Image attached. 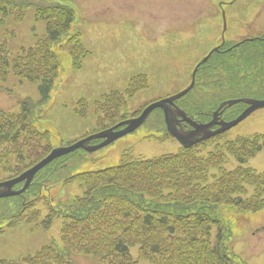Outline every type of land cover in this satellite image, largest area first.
<instances>
[{
    "label": "rangeland",
    "instance_id": "374dc122",
    "mask_svg": "<svg viewBox=\"0 0 264 264\" xmlns=\"http://www.w3.org/2000/svg\"><path fill=\"white\" fill-rule=\"evenodd\" d=\"M52 3L73 9L72 32L76 36L67 39L71 34L68 32L52 43L60 69L49 94L42 97L40 82L16 74L12 62L21 55V50L34 45L47 33L46 19L40 17L37 6ZM8 6L7 11L0 12V47L5 50L4 58L8 62L4 66L7 74L0 71V114L5 116L0 120V129L9 119L13 120V115L21 114L25 103L33 119L38 115L41 118L39 124L49 135L46 141L49 150L81 139L87 140L85 146L89 149L73 153V162L68 161L59 170L58 178L65 180L64 185L60 182L55 187H45L40 197L32 190L30 198L35 207L31 206L28 214L25 212L8 225H5L8 219L0 221V264H101L97 257L112 242L100 244L93 238L90 243L75 230H70L64 238L62 229L70 219L58 214L60 210L54 202L82 197L78 182L69 178L80 172L111 167L126 150L144 158L179 151L175 139L157 133L154 128L161 114L159 109L153 111L154 116H149L146 124L109 141L111 135L123 133L129 124L112 126L126 123L154 100L177 94L189 85L195 66L219 43L222 8L227 21L224 47L228 49L224 54L214 53L197 70L195 85L178 104L194 114L228 100L232 103L222 110L235 116L246 108V104L238 103L241 98L264 100V41L233 45L238 39H255L264 33V0H11ZM77 42L79 47L74 48L82 54L71 49L78 62L71 66L68 48ZM244 43L247 45L242 46ZM138 73L146 76L147 84L142 76L135 75ZM223 74L227 76L225 87L219 86ZM258 82L263 85H257ZM113 91L124 97L110 93ZM105 94L108 95L101 99ZM167 105L174 112L177 110L173 104L167 102ZM104 131L107 133L94 137L99 141L93 142V136ZM262 133L264 107H259L228 128L225 137ZM22 135L20 131L16 146L0 140V181L19 175L38 161L26 156L30 152L22 147ZM106 140L109 142L103 145ZM10 150L23 153V162L16 163ZM237 165L238 161L230 158L227 169ZM245 165L264 171V149ZM48 206L56 207L57 214L55 208L49 213ZM218 207V215L232 231L228 246L249 264H264V210L250 212L228 204ZM215 232L216 228L211 230V239ZM115 233L112 229L109 237ZM85 248L90 252L86 253ZM131 251L135 257V248ZM54 252L60 256L50 259ZM152 254H140L131 264H153L152 261L156 262L153 256L150 262L145 259Z\"/></svg>",
    "mask_w": 264,
    "mask_h": 264
},
{
    "label": "trees",
    "instance_id": "16d2710c",
    "mask_svg": "<svg viewBox=\"0 0 264 264\" xmlns=\"http://www.w3.org/2000/svg\"><path fill=\"white\" fill-rule=\"evenodd\" d=\"M0 2L6 6L0 4V12L7 11L11 0ZM37 8L47 21V33L33 46L21 50L12 67L19 76L39 81L41 96L46 97L60 69L51 45L69 30L72 10L56 3ZM4 53L0 47L2 73L8 65ZM29 112L24 103L21 114L13 115V120L0 129V140L16 146L23 131L22 147L30 152L26 156L38 159L49 150V135L42 133ZM200 114L205 112L199 109L195 115ZM4 117L0 114V120ZM262 149L264 134L235 139L218 135L176 153L152 158L126 151L117 165L78 174L83 196L60 201V211L55 207L54 213L70 219L62 229L64 238L75 230L90 243L93 238L100 244L111 241L112 246L101 252L109 264H131L129 248L136 245L140 254L154 253L145 258L150 262L153 256V264H246L226 247L225 240L231 232L218 215V206L228 204L250 211L264 208V172L245 165ZM9 152L16 163L23 162V153ZM230 157L238 161L233 169H227ZM68 164L67 157L53 162L51 168L36 175L22 195L0 199V221L8 219V225L27 213L31 191L35 189L39 194L40 187L57 183L59 170ZM213 228L216 233L211 239ZM112 229L116 233L109 237ZM84 251L90 252L88 248Z\"/></svg>",
    "mask_w": 264,
    "mask_h": 264
},
{
    "label": "water",
    "instance_id": "95a60500",
    "mask_svg": "<svg viewBox=\"0 0 264 264\" xmlns=\"http://www.w3.org/2000/svg\"><path fill=\"white\" fill-rule=\"evenodd\" d=\"M188 90H189V88H187L183 92L176 94L170 98H167V99H164V100H161V101H158L156 103L149 105L147 108H145L143 110V112L141 113V115L139 117L132 119V120L127 122L129 124V126L124 130L123 133L118 134V135L107 134V135H111L113 137V138L109 139V141H112L117 136L125 134L126 132L130 131L131 129L139 126L146 119V117L151 112V110H153L156 107H161L164 109L165 121H166L167 129H168L169 133L172 136H174L184 147L191 146V145H193V144H195V143H197V142H199L205 138H208L209 136H211L215 133L224 131L225 129H228L231 126L235 125L239 120L243 119L246 115H248L254 109L259 108V107H264V100H260V101L248 100V102L250 103V106L237 119H235L231 122H228V123L216 122V120L214 119L213 121H211L208 124L198 125V124H195L194 122H192L190 119H188L183 112H181L179 110H176L174 112L173 109L167 105V102L173 104V101L175 99L182 96ZM245 101H247V100H245ZM231 103L232 102H228L227 104H231ZM178 115L182 116L183 120L189 122L196 129L191 130L189 132H186L181 128H177L176 124H179V120L177 119ZM217 123L218 124L220 123L222 125V127L220 129L216 130L215 132L209 131V128L211 126H213L214 124H217ZM110 131H112V130H110ZM104 133L106 134L107 131L102 132L99 136H93V138L94 137L100 138V136L104 135ZM107 135H105V137ZM199 135H201V136H199ZM109 141L106 140L102 144L105 145ZM86 142H87V140L84 139V140L77 142L76 144H74L70 147H61V148L53 149L47 157H45L39 163H37L35 166H33L32 168H30L29 170H27L26 172L21 174L19 177L14 178V179L9 180V181H6V182L0 183V197H5V196H10V195H15V194L21 193L29 185V183H30L31 179L33 178V175L36 173V171H38L44 165L49 163L52 159L59 157L61 155H64V154H66V153H68V152H70V151H72L78 147L87 148V146H85ZM97 146H95L94 148H96ZM87 149H89V148H87ZM23 180H25L24 186L20 190L13 191L11 189L14 184H16L20 181H23Z\"/></svg>",
    "mask_w": 264,
    "mask_h": 264
}]
</instances>
